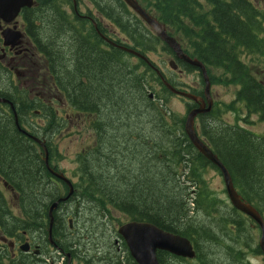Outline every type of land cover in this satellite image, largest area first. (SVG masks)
<instances>
[{"label": "trees", "instance_id": "1", "mask_svg": "<svg viewBox=\"0 0 264 264\" xmlns=\"http://www.w3.org/2000/svg\"><path fill=\"white\" fill-rule=\"evenodd\" d=\"M35 1V6L24 8L21 13L27 35L45 59L46 71L54 86L71 108L83 115L85 126L89 128V122L97 133L96 146L78 152L75 157L79 181L74 186L81 189L78 191L81 210L98 212L88 220L86 227L95 233H103L105 228L114 230L109 212L113 206L132 219L148 221L193 243L197 252L195 262L159 251L160 264H175L179 260L181 264H222L225 257H210L215 253L213 248L227 251L236 264H251L247 254L257 256L262 252L252 243L247 219L211 196L213 192L205 179L207 167L219 169L189 141L185 116L166 103L165 99L172 98L173 94L162 84L154 68L140 58L132 61V55L118 47H130L144 56L162 51L175 57L173 50L162 43L123 0H76L78 5L92 7L84 6L87 14L83 16L75 12L72 0ZM138 1L176 34L187 54L206 65L212 84L236 87L233 101L198 116L199 132L228 169L243 199L264 213V184H260L264 169L258 173L254 170L256 161L264 158V135H255L238 123L230 124L224 119L231 111L238 120L241 111L247 110L248 117L256 116L264 121V86L245 60L251 58L253 63L257 59L264 69L261 9L249 0ZM99 16L105 19L107 27ZM114 30L125 34L129 45L110 38L116 47L101 36ZM179 63L187 72L197 70L183 61ZM21 98L20 94H15L18 102ZM196 106L188 103L187 111ZM106 111H110L108 118L104 117ZM43 116L46 126L37 129L47 136L50 159L51 137L64 132V122L49 108L43 111ZM250 120L244 119L252 124ZM31 121L34 122V118ZM108 124L118 131L106 146ZM31 131L34 134L33 127ZM139 135L149 146L145 158L148 165L141 171H137L138 167L132 168L136 157L126 155L133 145L136 150L139 146L141 151L146 149ZM136 150L132 152L136 154ZM40 151L42 148L32 139L26 144L23 138L10 132V128L0 129V165L4 172L10 173L7 177L14 187L29 189L17 191L31 219L44 212L43 189L54 186ZM120 161L127 164L125 173L134 172L132 176L126 178L119 172L122 170L118 166ZM49 164L57 171L51 161ZM145 173L146 177H142ZM161 174H165L166 179H162ZM47 195L56 196L51 191ZM221 207L224 208L221 210ZM7 213L6 205L0 202V215ZM200 215L202 219L198 218Z\"/></svg>", "mask_w": 264, "mask_h": 264}, {"label": "flooded vegetation", "instance_id": "2", "mask_svg": "<svg viewBox=\"0 0 264 264\" xmlns=\"http://www.w3.org/2000/svg\"><path fill=\"white\" fill-rule=\"evenodd\" d=\"M250 1L261 9L264 17V0ZM85 14L78 13L80 16ZM94 27L97 28L96 23ZM9 28L20 30L26 36L24 22L20 16L9 24L0 19V116L7 121L5 129L10 128V132L16 133L18 138H23L28 144L31 140L27 134L30 125H41L34 124L31 118L41 114L40 109L45 111L47 106L52 107L49 94L53 89L47 91L46 87L49 85H46V74L38 81L34 79L31 82L29 79L37 76L34 68L38 66L35 62L30 64V55L34 54L31 50V46H34L31 38H23L18 48L4 45L2 32ZM101 36L109 40L111 37L108 33L107 36L102 34ZM262 62L264 63V60ZM258 72L256 71L257 74ZM260 81L264 83V80ZM192 90L196 89L192 88ZM16 91V94L22 97L19 102L15 99ZM55 91L59 92L58 89ZM196 91L200 93L199 95L203 94V89ZM213 101L215 102L214 99ZM32 104L35 109L29 112ZM219 107L221 108L222 105L219 104ZM19 112L23 113V117H19ZM230 114L231 112H228L226 115ZM92 130L96 133L94 128ZM38 138L46 141L42 136ZM32 141L35 145L38 144ZM0 173L2 174H0V202L6 205L8 212L4 217L0 215V264H138L130 255L125 240L115 229L111 231L105 228L103 233H95L91 228L86 227L89 222H86V218L90 213L89 210H81V197L78 194L81 189L69 185L74 189L69 194L70 189L67 184L55 175H51L50 180L54 186L44 188L41 192L44 212L40 217L31 219L28 216L30 211L22 207L17 191L23 192L29 189L23 186L14 187L15 185L7 177L10 173L4 172L1 165ZM50 191L56 196L47 195ZM54 203H57V209L53 213L54 221L51 227L48 208ZM229 208L231 209L230 206ZM124 215L127 218L126 222L131 221L127 214ZM252 226L255 227L254 224Z\"/></svg>", "mask_w": 264, "mask_h": 264}, {"label": "water", "instance_id": "3", "mask_svg": "<svg viewBox=\"0 0 264 264\" xmlns=\"http://www.w3.org/2000/svg\"><path fill=\"white\" fill-rule=\"evenodd\" d=\"M125 4L139 17L141 18L150 29L160 37L165 43L174 50L176 56L185 61L187 64L198 68L202 75L204 81L203 98L196 96L194 94L180 91L171 83H169L166 77L158 70L157 74L160 77L163 85L171 92L175 94H180L184 98L191 100L198 105L186 113L185 117V133L189 138L192 145L202 154L211 164L216 166L219 171L223 184L224 191L227 195L230 206L237 211L245 214L251 218L260 228V238L258 241V246L263 254L264 258V216L260 213L253 205L247 203L241 196V194L236 189L232 177L221 161L219 156L214 153L213 149L208 146L199 136L195 119L199 115L206 114L211 111L213 105V99L211 97V81L208 75V71L204 63L196 58H191L182 50L179 43L173 39L168 33L166 26L161 24L149 14L137 0H123ZM74 8L77 7V1L72 0ZM34 5V0H0V18L5 22H10L14 20L23 8H29ZM4 45H12L17 43V40L22 36L19 32L12 31L11 29H6L3 34ZM115 45L114 43H112ZM116 46V45H115ZM118 47V46H117ZM119 48L132 53L138 57L143 58L144 56L140 53L125 47L119 46ZM171 70L177 69V64L175 61L170 62ZM5 102V100H4ZM39 145L43 150V157L45 164L48 169L52 172V175L62 179L68 186L72 185L70 179H68L63 173H56L52 171L48 165L49 152L47 145L44 141H38ZM69 186V187H70ZM70 193L73 192V188H70ZM61 199L59 200V202ZM57 209V203H54L48 208V218L50 225H53L54 221V211ZM118 233L124 238L128 243L132 256L140 264H160L157 259L158 251L168 252L178 258L183 259H195L196 250L192 242L183 236L167 232L153 223L142 222V221H129L120 225L118 228ZM51 234V233H50Z\"/></svg>", "mask_w": 264, "mask_h": 264}, {"label": "rangeland", "instance_id": "4", "mask_svg": "<svg viewBox=\"0 0 264 264\" xmlns=\"http://www.w3.org/2000/svg\"><path fill=\"white\" fill-rule=\"evenodd\" d=\"M260 7H262V4L260 5ZM90 9H92L91 5L89 6ZM67 10H69V8H67ZM86 8L84 6L81 7V12L83 14H85ZM108 24L105 23L104 27H107ZM168 32L170 33V35L175 36L176 34L170 30H168ZM108 34H110L111 36H113L114 38H116V40H120L121 42H126L129 45V42L127 40L128 37L118 31H109ZM264 36V35H263ZM127 39V40H126ZM34 44V43H33ZM35 46V45H34ZM150 58L156 63V65L159 67V69L166 75V77L168 78H173L174 81L178 82L181 84L182 87L189 89V88H194L196 90H200L203 88V86L201 85V81H200V77L198 75L197 72H193V73H180L181 76H179L178 72H173L170 67L168 66V63L170 62L171 58L167 57L166 54L162 53L161 51H159L158 53H153V54H149ZM31 62H35L37 63V67L34 68L35 73L37 74V76H35V78H31L29 77V79L31 80V82L36 79V81L41 80L43 77V75H40L38 73V70L40 68V66H46V62H42V63H38L36 60H34L33 58H30V64ZM259 66L258 63L255 64V67L257 68ZM116 68V67H114ZM44 74L48 75L47 71L44 72ZM264 74V73H263ZM103 78V77H102ZM49 80V79H48ZM130 82V80H129ZM128 83V82H125ZM17 84V83H16ZM51 86L50 84H46ZM128 86H130V84L128 83ZM132 86V85H131ZM52 91L49 94V98L52 100V107L55 109V111L57 112L58 117L61 118V121H63L64 123V129H63V133L59 134H53L51 137V141L53 142L52 145V149H51V155H50V159L49 161H51L53 166H57V168H59L60 170L65 171L69 176H73L75 177V181H79V173H76L77 171V164L75 161V157L76 154L78 152H83L86 149H90L91 147L96 146L97 142V135L96 133L91 130L90 128H88L87 126H85L84 124L80 123L79 121H82L84 119L83 116H81L80 114L75 112V116H73V109L71 108V106L69 105L68 102H66L65 97L55 91V89H57L54 85L52 86ZM212 91V96L213 99L216 101H223V102H230L235 98V89L233 87H224L221 85H213L211 88ZM17 93V91L15 92V94ZM150 97V96H149ZM166 100L167 104H171L170 108L174 111L177 110L181 115H185L186 113V100H184L181 97L178 96H174L172 98H169L168 100ZM174 109H173V108ZM110 111H106L104 113V117L108 118L107 115H109ZM241 117L243 118H247V115L243 112H241ZM76 118L78 121H76ZM37 119L38 122L41 124V126L45 127L46 126V120L43 117V113L41 114H37ZM92 119V115H90V120ZM226 122H231L233 124L236 123V119L235 117H233L232 115H226L224 117ZM251 121V120H250ZM252 124H247L244 120L239 121V124L241 126H245L247 128L250 129V131H252L253 133H256L258 135H264V121H260L258 120L257 117L253 116L252 117ZM6 124L7 121L0 116V126L2 130H4L6 128ZM59 125H61V123H59ZM199 125V121H196V126ZM132 129L134 128V125H131ZM106 134H105V138H106V142L105 145H107L108 140H111V136H113L114 134L117 133L118 128L113 127L112 125L108 124L106 126ZM78 132V134L75 133ZM36 135L42 136L43 138H47L46 134H42V130L41 129H37L36 131ZM122 139V138H121ZM139 141L140 143L146 147L145 150L141 151V146H139V149L136 150L135 149V145L132 146V143L130 142V140H127L128 143H131L130 145L132 146V148H130L126 155H131V157L135 156L137 161H134L132 168H137V171H141L146 169L148 162L145 161L146 156L149 153V146L147 144L146 139L142 138L139 135ZM145 144V145H144ZM55 145V146H54ZM117 145H113V148H117ZM136 150L137 153L134 154L132 151ZM122 154V153H120ZM43 155V153H42ZM126 155H124V157H126ZM58 156H60L61 158L64 159H60ZM264 158L263 160H257L256 161V166L254 167L255 172L258 173V171L260 169H264ZM133 162V161H132ZM153 165V164H152ZM118 166L120 167L119 172H121L126 178L132 176L134 174V172L130 171L128 173H125V167L127 166V164H123L121 163V161L119 162ZM155 167L158 168L157 165H155ZM144 173V172H143ZM161 178L162 179H166V175L165 174H161ZM206 181L209 184L210 189L212 190L213 194L215 196L220 197V200H225L227 199V195L225 194L224 191V184L222 181V178L220 176V174L212 169L211 167H207L206 172L204 174ZM142 177H146V173L142 175ZM153 177V176H151ZM258 179V177H256ZM153 181V180H151ZM165 180H162V182H164ZM157 182V181H156ZM161 183V181H159ZM262 183H260L261 185L264 184V177L261 178ZM158 183V182H157ZM169 187H171V184L169 185ZM109 212H111V219H112V228L116 229L121 223L126 221V217L125 215L121 214L120 210L116 209L115 207L111 206L109 208ZM98 215L97 211H91L90 214L87 216L86 222L90 219V218H94ZM198 218L202 219L203 217L200 215ZM100 227V226H99ZM250 228H252L249 225ZM100 230V228H98ZM250 234L254 235L255 237V243L257 244L260 238V231L258 228H252L250 231ZM211 246L214 247V245L210 244ZM213 252H215L214 254H212L213 256H210L211 258H224L221 263L222 264H236L235 261L233 260V258L230 255H227V251H223V250H218L216 248H213ZM252 261L253 264H264V260H263V256H256L253 257L252 256ZM175 264H181V261H176Z\"/></svg>", "mask_w": 264, "mask_h": 264}, {"label": "bare ground", "instance_id": "5", "mask_svg": "<svg viewBox=\"0 0 264 264\" xmlns=\"http://www.w3.org/2000/svg\"><path fill=\"white\" fill-rule=\"evenodd\" d=\"M138 1V0H137ZM139 2V1H138ZM79 12H81V11H79ZM78 12V13H79ZM150 14V13H149ZM157 19V18H156ZM158 20V19H157ZM96 28V27H95ZM11 30H16V29H11ZM110 35V34H109ZM111 36V35H110ZM112 37V38H111ZM110 38L111 39H113L114 37L113 36H111ZM110 39V40H111ZM116 39V38H115ZM114 40V39H113ZM32 41V40H31ZM33 43V42H32ZM122 43H125V44H127L126 42H122ZM167 44V43H166ZM168 46H169V44H167ZM170 47V46H169ZM171 48V47H170ZM172 49V48H171ZM149 65H151V64H149ZM155 70L156 69H158V70H160L159 68H157L154 64L153 65H151ZM211 81V80H210ZM212 83V82H211ZM233 88H234V86H232ZM173 94V96L172 97H174V96H178V97H181V98H183V99H185L182 95H180V94H175V93H172ZM127 97V96H126ZM142 107V106H141ZM81 115V114H80ZM81 116H83V115H81ZM80 123H82V124H84L85 125V122L82 120V121H79ZM88 124V126H89V128L92 130L93 129V127L92 126H90V124H89V122L87 123ZM32 140H34L35 142H37L38 143V141H44V140H41V139H39V138H35V139H32ZM44 142H46V141H44ZM260 190V189H259ZM238 220V219H237ZM51 226V225H50ZM52 227V226H51ZM131 252V251H130ZM159 252V251H158ZM158 259V258H157Z\"/></svg>", "mask_w": 264, "mask_h": 264}]
</instances>
